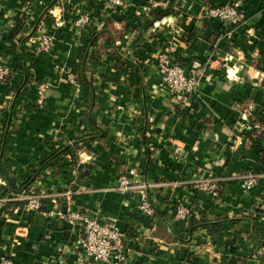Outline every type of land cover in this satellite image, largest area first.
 Here are the masks:
<instances>
[{"label":"crops","instance_id":"1","mask_svg":"<svg viewBox=\"0 0 264 264\" xmlns=\"http://www.w3.org/2000/svg\"><path fill=\"white\" fill-rule=\"evenodd\" d=\"M1 1L0 58L13 77L0 82V254L16 264H95L79 250L80 231L57 215L71 208L115 223L127 264H264V0H245L237 26L211 16L214 0H123L121 16L103 0ZM83 8L101 24L81 34L55 28ZM23 14L25 29L12 39ZM43 27L60 38L37 56ZM114 32L123 38L116 44ZM168 46L172 64L202 76L187 107L162 85ZM116 53L130 63L120 66ZM56 63L82 67L78 93ZM42 81L50 89L37 106ZM72 141H82L76 151L48 160ZM249 173L258 179L246 193L239 178ZM122 174L148 185L153 216L139 195L117 189ZM207 178L222 179L219 198L195 191ZM34 196L41 210L13 205ZM180 205L194 220L228 221L215 234H190V222L175 219Z\"/></svg>","mask_w":264,"mask_h":264},{"label":"built area","instance_id":"2","mask_svg":"<svg viewBox=\"0 0 264 264\" xmlns=\"http://www.w3.org/2000/svg\"><path fill=\"white\" fill-rule=\"evenodd\" d=\"M103 2L113 8L115 12L122 11L121 9L124 7L123 0H103ZM244 4L245 0H232L225 6L211 9L210 14L228 26H237L243 22V14L240 10L243 9ZM1 10L2 1L0 0V12ZM86 23L87 21H84V24ZM44 43L47 41L45 40ZM40 46L44 47V44L41 43ZM175 52L176 48L168 46L160 55L159 71L162 76V85L178 104L187 107L201 86L202 76L197 72L187 73L183 67L172 64L171 57ZM9 72L10 69L2 63L0 58V80H3ZM69 80L73 84L76 82L73 75ZM257 179L258 175L255 173L240 177L241 189L246 193L250 192L255 187ZM221 184L222 179L220 178H207L195 181L193 186L195 191L206 192L219 198ZM117 189L126 194L136 193L140 198L139 209L148 216L155 214L156 209L147 193V184L135 182L130 176L122 174L119 177ZM28 201L27 208L30 211H37L42 207L40 197H30ZM49 214L54 216L55 213L50 212ZM57 215L72 228L80 231L78 245L85 259L95 264H127L124 238L115 223L102 221L99 217H91L80 211H73L71 208H68L66 212H58ZM193 215L194 211L191 206L180 205L176 208L175 219L189 223L193 219ZM0 264L16 263L9 256L0 254Z\"/></svg>","mask_w":264,"mask_h":264},{"label":"rangeland","instance_id":"3","mask_svg":"<svg viewBox=\"0 0 264 264\" xmlns=\"http://www.w3.org/2000/svg\"><path fill=\"white\" fill-rule=\"evenodd\" d=\"M104 4H106V3H104ZM111 9H113V8H111ZM121 10L122 11H119L120 13L116 12L117 14H119V16H121L122 14L124 15L125 8L123 7ZM95 13L96 12H94L93 10H91L89 8H87V9L83 8L82 10L76 11L77 18L71 23L70 26L68 25V23L64 19H60L57 22H55V28L57 30L60 28H62V30H63V28H68L73 33H77L80 30H82V32H83L87 28L95 27L96 24H98V25L101 24V23H99L100 22L99 17L96 16ZM84 21H87V23L84 24ZM38 29H40V28H38ZM40 30L42 32V35H41L40 40H39L36 55L37 56L50 55L52 53V51L54 50L56 43L60 37L58 36L57 33H48L47 31L44 30V27ZM77 34H81V33H77ZM45 40L47 41V43H44ZM41 43L44 44V47L40 46ZM122 52H124V51H122ZM4 65L10 69V72L3 80H0V82H2V83L7 82L8 83L11 81V79L13 77V69L10 67V65H8L6 63H4ZM55 67L58 70H62L61 73L63 72L62 74L65 76L66 83L69 84V86H70V88H72V90H74V91L77 90L76 93H78L79 92L78 89L82 85L81 75H77L73 71L71 72L69 70H65V68L58 63H56ZM71 75H73L76 79V82L74 84L72 82H70V80H69ZM7 77H11V79L6 80ZM36 85H37L36 104H37V106H42V105H44V103L46 101V94H47L48 90L50 89V84L47 81H42L40 83L37 82ZM79 140H81V139H79ZM72 142L74 145L72 147H75V148L80 143H82V141H72ZM82 146L84 147V144H82ZM75 163H76V161H75Z\"/></svg>","mask_w":264,"mask_h":264},{"label":"trees","instance_id":"4","mask_svg":"<svg viewBox=\"0 0 264 264\" xmlns=\"http://www.w3.org/2000/svg\"><path fill=\"white\" fill-rule=\"evenodd\" d=\"M215 3L213 2L212 5H213V8H216V7H222V6H225L229 3H231L232 0H214ZM159 11V10H158ZM240 12L242 13L243 12V9L240 10ZM169 14H171V11H169L168 9L167 10H164V11H159L158 13V19H161V18H164L166 16H168ZM16 26L13 28L12 30V34H11V38L12 39H16V37H18L19 35H21L25 29V26H26V23H27V15L26 14H23L21 15L20 17H17L16 18ZM106 33H109V31H102V32H97L95 34H93L88 42V46H92L95 44L96 40L105 35ZM112 35V41L116 44L117 41H120L122 38V35H118L116 34L115 32L114 33H111ZM31 36H27L25 38L22 39V41H27L28 39H30ZM21 41V42H22ZM16 45H13V48H15ZM116 58L117 60L119 61V64L120 66H125L127 65L128 63H130L129 61H125L123 59L122 56L118 55V53H116ZM82 72V67H78L75 69V74L77 75H80ZM11 77H7L6 80H10ZM73 151H76V149L74 147H68L66 148L65 150H62L61 152H58L56 154H54L50 159L48 160H53L55 159L57 156L59 155H62V154H65V153H68V152H73ZM47 163L44 162V164ZM43 164V165H44ZM42 165V166H43ZM40 177V169L38 171H36L35 175L30 178L26 184H24V186L22 187L21 190H23V194L24 195H27L29 194V189H30V186L36 182ZM221 191H222V187L220 189V194H221ZM28 204V202L26 201H21V202H18L16 204H13L14 206H23L25 207L26 205ZM11 205V206H13ZM13 206V207H14ZM41 210V208L39 209ZM156 212V210H155ZM228 221L227 219L225 218H219V217H214V220H211V221H206L204 218H201L200 220H194L192 219L190 221V234H193L194 232L198 231L199 229H203V228H206V227H209L210 230V234H215L216 232H218L220 230L219 228V225Z\"/></svg>","mask_w":264,"mask_h":264}]
</instances>
